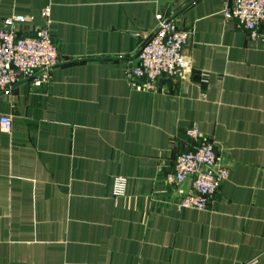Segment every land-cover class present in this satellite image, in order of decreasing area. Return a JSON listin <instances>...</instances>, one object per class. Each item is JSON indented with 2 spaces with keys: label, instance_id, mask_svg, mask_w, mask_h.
<instances>
[{
  "label": "crops",
  "instance_id": "0c3cea01",
  "mask_svg": "<svg viewBox=\"0 0 264 264\" xmlns=\"http://www.w3.org/2000/svg\"><path fill=\"white\" fill-rule=\"evenodd\" d=\"M191 1L0 0V29L26 18L19 37L48 28L60 51L0 92V264H264V48L225 19L226 0H197L178 16L195 31L186 78L128 80ZM193 126L230 167L205 211L178 209L186 188L165 183Z\"/></svg>",
  "mask_w": 264,
  "mask_h": 264
},
{
  "label": "built area",
  "instance_id": "2783aa9c",
  "mask_svg": "<svg viewBox=\"0 0 264 264\" xmlns=\"http://www.w3.org/2000/svg\"><path fill=\"white\" fill-rule=\"evenodd\" d=\"M225 19L234 21L236 27L264 48V0H226ZM49 19L50 10L44 11ZM23 17L7 19L0 29V92L10 90L24 80H35L37 75L49 72L60 63V51L48 28L38 29L34 36L19 37L18 24ZM195 31L185 27L179 17L161 20L157 30L138 52V64L128 71L130 84L141 91H153L160 80L179 82L190 72L185 47L190 44ZM206 81L207 75H203ZM2 131L10 133L12 120L2 117ZM195 142L191 150L179 154L174 168L167 173L165 183L172 189L186 190L175 203L180 210L205 211L213 204L230 173L229 165L218 155L215 144L200 140L197 126L187 130ZM128 180L114 178L112 194L115 199L126 195Z\"/></svg>",
  "mask_w": 264,
  "mask_h": 264
},
{
  "label": "water",
  "instance_id": "95a60500",
  "mask_svg": "<svg viewBox=\"0 0 264 264\" xmlns=\"http://www.w3.org/2000/svg\"><path fill=\"white\" fill-rule=\"evenodd\" d=\"M197 0H192L190 3H188L183 9H181L176 15L175 17L179 16L186 8H188L189 6H191L193 3H195ZM138 55V54H137ZM163 83H167V82H172L171 80H163L161 81Z\"/></svg>",
  "mask_w": 264,
  "mask_h": 264
}]
</instances>
